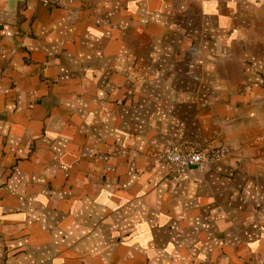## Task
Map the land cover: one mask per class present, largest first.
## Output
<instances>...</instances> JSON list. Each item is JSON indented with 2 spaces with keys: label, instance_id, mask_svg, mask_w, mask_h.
Here are the masks:
<instances>
[{
  "label": "crops",
  "instance_id": "1",
  "mask_svg": "<svg viewBox=\"0 0 264 264\" xmlns=\"http://www.w3.org/2000/svg\"><path fill=\"white\" fill-rule=\"evenodd\" d=\"M0 264H264V0H0Z\"/></svg>",
  "mask_w": 264,
  "mask_h": 264
},
{
  "label": "built area",
  "instance_id": "2",
  "mask_svg": "<svg viewBox=\"0 0 264 264\" xmlns=\"http://www.w3.org/2000/svg\"><path fill=\"white\" fill-rule=\"evenodd\" d=\"M46 6L61 4L64 0H38ZM228 147L220 145L212 147L210 145L203 148H183L177 144H171L165 149L154 154V159L158 163L164 164L170 175L186 173L187 171L222 159L228 154Z\"/></svg>",
  "mask_w": 264,
  "mask_h": 264
}]
</instances>
